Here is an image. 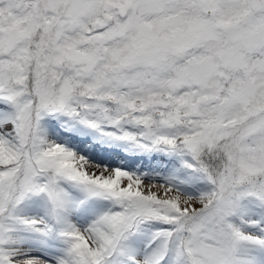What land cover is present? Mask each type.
I'll return each mask as SVG.
<instances>
[{
	"label": "snow or ice",
	"instance_id": "1",
	"mask_svg": "<svg viewBox=\"0 0 264 264\" xmlns=\"http://www.w3.org/2000/svg\"><path fill=\"white\" fill-rule=\"evenodd\" d=\"M0 264H264V0H0Z\"/></svg>",
	"mask_w": 264,
	"mask_h": 264
}]
</instances>
